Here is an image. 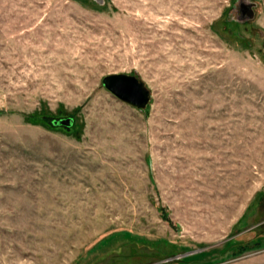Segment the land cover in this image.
I'll use <instances>...</instances> for the list:
<instances>
[{
    "label": "rangeland",
    "instance_id": "1",
    "mask_svg": "<svg viewBox=\"0 0 264 264\" xmlns=\"http://www.w3.org/2000/svg\"><path fill=\"white\" fill-rule=\"evenodd\" d=\"M0 264H264V0H0Z\"/></svg>",
    "mask_w": 264,
    "mask_h": 264
},
{
    "label": "water",
    "instance_id": "2",
    "mask_svg": "<svg viewBox=\"0 0 264 264\" xmlns=\"http://www.w3.org/2000/svg\"><path fill=\"white\" fill-rule=\"evenodd\" d=\"M101 83L115 97L138 109L145 108L149 102V91L144 87L143 83L133 75L122 73L110 74L104 76ZM72 123L73 120L70 117L52 120V124L54 125L71 126Z\"/></svg>",
    "mask_w": 264,
    "mask_h": 264
}]
</instances>
